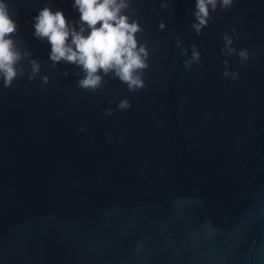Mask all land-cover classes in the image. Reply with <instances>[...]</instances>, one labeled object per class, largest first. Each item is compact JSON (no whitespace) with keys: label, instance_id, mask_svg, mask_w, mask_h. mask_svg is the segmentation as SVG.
<instances>
[{"label":"water","instance_id":"1","mask_svg":"<svg viewBox=\"0 0 264 264\" xmlns=\"http://www.w3.org/2000/svg\"><path fill=\"white\" fill-rule=\"evenodd\" d=\"M8 3L32 57L0 80V264H264V0L212 12L199 36L196 0H132L152 53L136 92L112 77L86 91L79 67L53 65L34 17L48 4L78 22L74 0ZM232 27L244 64L221 52ZM193 43L201 61L185 69Z\"/></svg>","mask_w":264,"mask_h":264},{"label":"clouds","instance_id":"2","mask_svg":"<svg viewBox=\"0 0 264 264\" xmlns=\"http://www.w3.org/2000/svg\"><path fill=\"white\" fill-rule=\"evenodd\" d=\"M234 0H196L195 21L192 28L197 36L213 19L211 13L218 9L223 12L233 6ZM132 0H74L73 8L80 13L78 22H69L62 10L53 11L45 4L34 17V36L47 40L51 45L49 58L53 65L61 61L73 64L83 73L77 80L79 88L96 92L108 83L106 77L118 79L127 86L129 92L146 89L145 70L149 68V57L152 54L147 40L141 42L138 34L144 31L139 17L133 14ZM161 8H168V0H161ZM161 21L159 29L165 28ZM19 25L9 10L8 0H0V80L3 88H10L14 81L25 73L21 63L25 57H32L30 51L22 50L16 41ZM236 27L231 34L225 32L222 36L224 45L221 52L225 57L238 55L241 64L250 59V51L242 48L239 51L233 47ZM176 47L182 56H188L189 47L176 36ZM201 52L197 44L191 45V55L183 60L185 69H191L193 64H199ZM30 72L28 80H35L41 71V63L35 58L28 59ZM222 75L236 80L239 73L230 71L228 59L223 61ZM64 75L68 76L67 70ZM42 85L49 82L47 75L40 77ZM43 86L41 91H43ZM131 108V102L125 98L117 104L118 110ZM105 115H112L111 107L105 108ZM81 131L86 129L81 128ZM108 139L111 140V134Z\"/></svg>","mask_w":264,"mask_h":264}]
</instances>
